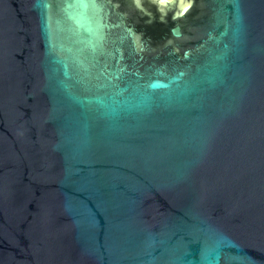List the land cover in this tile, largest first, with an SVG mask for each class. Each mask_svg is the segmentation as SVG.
I'll return each mask as SVG.
<instances>
[{"label":"water","instance_id":"obj_1","mask_svg":"<svg viewBox=\"0 0 264 264\" xmlns=\"http://www.w3.org/2000/svg\"><path fill=\"white\" fill-rule=\"evenodd\" d=\"M0 264H264V0H0Z\"/></svg>","mask_w":264,"mask_h":264}]
</instances>
